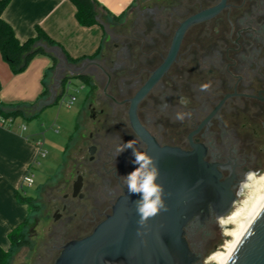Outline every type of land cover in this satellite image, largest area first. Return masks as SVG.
Wrapping results in <instances>:
<instances>
[{
  "label": "flooded vegetation",
  "instance_id": "1",
  "mask_svg": "<svg viewBox=\"0 0 264 264\" xmlns=\"http://www.w3.org/2000/svg\"><path fill=\"white\" fill-rule=\"evenodd\" d=\"M204 12L174 46L181 26ZM101 24L97 55L52 70L48 92L58 83L61 91L71 72L87 94L67 159L37 198L44 197L51 225L24 247L25 264H54L64 244L89 236L111 214L127 190L122 175L135 167L131 150L117 155V146L135 138L137 150H146L134 119L160 147L196 150L214 166L235 198L231 210L264 173V0H139L125 23ZM218 222L210 214L185 229L191 252L203 258L211 237L217 247Z\"/></svg>",
  "mask_w": 264,
  "mask_h": 264
},
{
  "label": "water",
  "instance_id": "2",
  "mask_svg": "<svg viewBox=\"0 0 264 264\" xmlns=\"http://www.w3.org/2000/svg\"><path fill=\"white\" fill-rule=\"evenodd\" d=\"M207 14L204 12L187 20L177 32L174 46L189 23ZM99 25L102 26L101 22ZM37 46L57 58L54 70L65 61L59 49ZM164 68L157 70L155 77ZM71 76L70 72L65 79ZM59 86L60 83L50 87L49 96L39 100L32 111L39 113L53 105ZM133 127L159 168L158 183L164 188L163 209L141 222L134 203L139 194H128L124 190L111 214L89 236L64 244L54 264H203V258L189 249L185 229L194 224L201 227L210 214L223 229L229 226L232 232L237 227L223 219L231 211L235 198L228 185L220 181L214 166L206 164L196 150L184 152L175 147H160L136 119ZM238 206L236 202L233 209ZM226 264H264V207Z\"/></svg>",
  "mask_w": 264,
  "mask_h": 264
},
{
  "label": "crops",
  "instance_id": "3",
  "mask_svg": "<svg viewBox=\"0 0 264 264\" xmlns=\"http://www.w3.org/2000/svg\"><path fill=\"white\" fill-rule=\"evenodd\" d=\"M96 1L110 14L123 17L139 0ZM74 14L75 7L69 0H11L2 18L20 42L33 38L35 27H39L70 57L91 56L101 46L103 28L99 24L82 27ZM51 66L49 56H36L22 72L12 74L0 55V103L11 106L36 104ZM35 118L17 116L8 126L0 125V248L4 251L11 250L7 238L9 232L27 221L32 213L31 206L19 202L16 194L25 196L23 177L29 170L32 172L40 152L38 141L25 125Z\"/></svg>",
  "mask_w": 264,
  "mask_h": 264
},
{
  "label": "rangeland",
  "instance_id": "4",
  "mask_svg": "<svg viewBox=\"0 0 264 264\" xmlns=\"http://www.w3.org/2000/svg\"><path fill=\"white\" fill-rule=\"evenodd\" d=\"M141 2V1H140ZM136 3L134 4V6ZM129 20V12L124 15L119 22L125 23ZM52 72L49 73L45 85L49 87L51 82ZM57 93L60 90L57 89ZM87 89L83 86L82 82L77 78H69L64 87V93L58 98L57 102L42 110L38 116L25 122L26 129L30 132L40 147L39 156L33 167L32 172L30 170L25 174L32 176V184L27 186L25 183L23 192L27 197H35L34 204H37L40 208V212H32L22 230L25 240L28 242V247H33L43 235V233L49 229L51 225L50 211H45L46 207L40 195V190L45 185L56 181L59 170L63 161H66L67 154L64 153L65 145L68 138L73 134L76 123H79V113L83 108L86 98ZM70 97H74V101L69 104ZM24 125V124H23ZM43 154V156H42ZM64 159V160H63ZM42 186V187H41ZM41 187L38 192L37 189ZM37 192V193H36ZM249 191L244 190L242 195L238 198L237 202L240 204L246 199ZM238 206V207H240ZM234 209L231 210V212ZM230 212V213H231ZM213 227V226H212ZM228 229V228H226ZM225 229L221 230L219 242L214 249L213 246L216 243L217 238L211 237L204 241V245L201 248V252H204L203 264H207V258L215 251L220 250L223 243L229 238L224 236ZM29 252V251H28ZM27 253L26 248L12 249L9 257V264H25V255Z\"/></svg>",
  "mask_w": 264,
  "mask_h": 264
},
{
  "label": "trees",
  "instance_id": "5",
  "mask_svg": "<svg viewBox=\"0 0 264 264\" xmlns=\"http://www.w3.org/2000/svg\"><path fill=\"white\" fill-rule=\"evenodd\" d=\"M10 1L11 0H0V55L2 60L8 65L12 74H18L22 72L30 63V61L36 56H49L52 60V66L50 67V72H52L55 65L57 64V58L52 57V55L45 51L44 48L38 47V44L45 45L47 48L59 49L65 60L69 63H78L81 60L92 58L98 54L100 46L91 56L72 58L64 51L61 46H59L39 27H35V36L33 38L26 39L23 42L18 41L14 36L10 25L2 18V14ZM69 1L75 7L74 18L82 27H90L92 25L99 24V22H111L116 24L122 18V15L115 16L102 9L96 0ZM65 84L66 82L64 81L61 87L62 90L60 91L54 104L57 102L58 98L63 95ZM48 95V87L45 85L44 90L38 100L46 98ZM34 105L35 103L29 104L27 106H11L0 103V116L4 118H16L17 116H21L26 119H32L38 116V113L31 111ZM4 108L8 109L4 110ZM16 199L19 202L28 203L31 206L32 212L37 211L38 207L36 204H34L33 198L25 197L22 194L17 193ZM26 222L27 221L23 222V224L9 232L7 238L10 243L11 250L28 246V242L25 240L22 233ZM11 250L4 251L0 248V264H9Z\"/></svg>",
  "mask_w": 264,
  "mask_h": 264
},
{
  "label": "clouds",
  "instance_id": "6",
  "mask_svg": "<svg viewBox=\"0 0 264 264\" xmlns=\"http://www.w3.org/2000/svg\"><path fill=\"white\" fill-rule=\"evenodd\" d=\"M210 85L202 84L201 90H206ZM185 113L177 112L176 119L182 120ZM135 138L117 146V155L130 149L133 157L131 163L135 165L126 175H122L128 194H139L134 201L137 214L141 222L155 215L164 207V188L158 183L159 168L152 156L145 151H139L135 147Z\"/></svg>",
  "mask_w": 264,
  "mask_h": 264
},
{
  "label": "bare ground",
  "instance_id": "7",
  "mask_svg": "<svg viewBox=\"0 0 264 264\" xmlns=\"http://www.w3.org/2000/svg\"><path fill=\"white\" fill-rule=\"evenodd\" d=\"M243 191V190H242ZM248 194L246 199L241 203L240 207L234 209L225 218L229 223H233L237 227L230 232L229 226L225 228L224 236L229 239L223 243L220 250L212 253L205 261L207 264H226L236 246L244 236L245 232L251 226L259 212L264 207V173L258 178L250 179L247 187ZM219 223V222H218ZM221 227V225L219 223Z\"/></svg>",
  "mask_w": 264,
  "mask_h": 264
},
{
  "label": "built area",
  "instance_id": "8",
  "mask_svg": "<svg viewBox=\"0 0 264 264\" xmlns=\"http://www.w3.org/2000/svg\"><path fill=\"white\" fill-rule=\"evenodd\" d=\"M74 97H70V102L69 104H71L73 101H74ZM13 122V119L12 118H4L2 116H0V125L1 126H8L9 124H11ZM22 129H24V126H22ZM43 156V154H42ZM32 176H28V175H25L23 177V183H25L27 186H30L32 184Z\"/></svg>",
  "mask_w": 264,
  "mask_h": 264
}]
</instances>
